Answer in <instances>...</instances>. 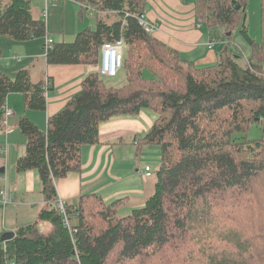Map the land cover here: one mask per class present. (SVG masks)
Segmentation results:
<instances>
[{"label":"trees","instance_id":"obj_1","mask_svg":"<svg viewBox=\"0 0 264 264\" xmlns=\"http://www.w3.org/2000/svg\"><path fill=\"white\" fill-rule=\"evenodd\" d=\"M77 1L95 11L97 26L73 43H54L47 64L99 65L103 45L123 38L122 68L115 78L88 74L64 109L49 117L47 131L27 117L20 120L26 152L16 170L38 171L45 202L35 222L0 243V264H264V219L251 217L253 204L264 197L258 190L264 138L246 135L254 124L264 131V47L249 34L248 0H196L198 19L213 40L216 27L227 38L240 23L253 51L247 61L218 39L224 48L216 50L218 63L207 68L182 59L146 31L140 23L146 0ZM46 36V21L36 15L32 0H0V37L27 42ZM47 78L34 81L31 69L10 77L0 69V131L12 94L24 97L26 110L47 111L46 92L52 90ZM146 109L157 119L137 145L158 146L162 161L145 205L120 217L126 198L106 203L99 194L84 195L65 206L67 225L56 181L81 172L82 148L100 143L103 123ZM41 223L51 230L40 233Z\"/></svg>","mask_w":264,"mask_h":264},{"label":"crops","instance_id":"obj_2","mask_svg":"<svg viewBox=\"0 0 264 264\" xmlns=\"http://www.w3.org/2000/svg\"><path fill=\"white\" fill-rule=\"evenodd\" d=\"M32 5L36 15L45 19L48 36L27 42L0 37V48L3 50L0 69L10 77H14L22 69H31L34 81L43 76L51 78L52 90L47 94L46 112L26 110L21 94L9 96L6 107L14 115L8 119V128L0 131L3 136L0 145L14 140L24 142V137L18 135V125L23 117L47 131L49 117L64 109L70 99L81 90L82 81L88 74L98 71V65H48L44 49L47 37L52 38L54 43L72 41L83 30L93 29L97 26L95 11L85 10L84 5L77 0H60L58 3L32 0ZM89 14H93L96 19L89 17ZM142 19L154 27L152 35L176 50L182 59L193 62L198 68L212 67L218 63L217 42L198 19L196 0H146ZM213 42L214 46L211 47ZM122 83L119 81V84ZM156 119L157 115L146 109L136 116H118L103 123L100 128V143L82 148L81 172L70 173L66 178L56 181L59 202L65 206L76 205L84 195L99 194L106 203L126 198L124 207L128 210L142 207L146 203L148 191L151 192L158 169L155 171L152 167L154 176L146 177L145 168L150 165L142 164L139 160L140 144L137 148L136 143L141 140L139 135L145 136L150 131ZM11 149L12 147L8 149L6 156L0 157V174L5 172L8 175V189L15 197L14 203L10 205L17 204L16 195H22L23 203L24 199L27 202L16 213L18 216L16 215L13 223L10 220L12 209L7 210V206L0 204L1 237L6 232H16L18 228L35 222L45 202L38 171L18 173L16 170L17 160L25 154L26 149L22 148L17 152ZM9 160L13 161L12 169ZM136 178L142 182L139 187L133 182ZM128 181H131L130 184ZM1 182L0 189L7 188ZM26 209L29 211L24 217L22 211Z\"/></svg>","mask_w":264,"mask_h":264},{"label":"rangeland","instance_id":"obj_3","mask_svg":"<svg viewBox=\"0 0 264 264\" xmlns=\"http://www.w3.org/2000/svg\"><path fill=\"white\" fill-rule=\"evenodd\" d=\"M89 15H90L89 17L93 16L94 19H96L93 14H89ZM247 16H248L247 17V23L249 25L250 36L253 39H255L258 43H263V47H264V41H262V38H261V0H248L247 1ZM239 24L240 23H238V27L231 33V36L227 37V38L224 36L223 29L221 27H218V28L216 27V29L214 30V33H215L214 35L216 37L215 42H217L216 50L220 46L219 40H222L223 43H226V45L228 46L231 53H233L234 55H237V53H239L244 59H246L247 61H251L253 59L252 47L244 39V37L241 33L242 28H241V25H239ZM94 28H96V26H94ZM71 40L72 41H65V42H73L75 39L74 40L71 39ZM262 73L264 75V64H263ZM145 76H147L148 78H151L152 74L150 72L149 73L145 72ZM119 80L114 79V80H112V83H118ZM1 133L2 132H0V140H2L1 142H3V136ZM18 133H19L18 135H22L21 132H18ZM246 135H247V138L249 140H260V139L264 138V131L260 126L254 124V125H251L249 132ZM143 136L144 135L141 134V135H139L138 138L143 139ZM5 145L8 146V149H10V147H12L14 152L20 151L22 148L26 149L25 138H24V142L14 140L12 143H9V142L5 143ZM137 146L138 145L136 143V147ZM137 148H135V149H137ZM138 155H139V160L142 161V164L150 165L151 167H153V169L155 171L161 165L162 155H161L160 149L156 145H149V146L143 145V146H141L140 151H138ZM259 158L264 159V153L263 154L259 153ZM12 167H13V161H10V168L12 169ZM0 175L2 177V180H0V182L2 181L1 184L6 185V187L8 189V187H9L8 186V175L5 172H4V174H0ZM136 176H138V175H136ZM128 182H129L128 184H130L131 181H128ZM133 182L136 183L137 187H139L142 183L141 180H138V178L134 179ZM124 184L126 185L127 182H125ZM258 190H262L264 192V180L259 185ZM16 196L18 198V200L16 201L17 204L9 205V206H7L8 208L6 207L7 210H9L10 208L12 209V211L10 212V220L12 223H13L16 215L18 216V214H16V213L23 207V204L25 202H27V199H24L25 202L23 203L22 195H16ZM12 207H15V208H12ZM142 207H138V208H142ZM90 209H91V212L93 211V213L95 212V210H97V208L94 206V204L90 207ZM132 210H128V208H126V206H125L124 208H121L119 210L118 216H120V217L121 216H127L132 212ZM28 211L29 210H27V209L22 211V215L24 214V217H25L26 213H28ZM90 216H91L90 218H92L93 221L95 219H97V217H95V215H93V214ZM251 217L256 219V220L264 219V197H262L260 200H258V202L256 204H253V212L251 214ZM33 221H35V220H33ZM33 221H31V222H33ZM0 222L2 223V213L0 214ZM46 225H48V227ZM49 231H50V224H48V223H41L40 224V226H39V232L40 233H48ZM115 257L112 259V261L115 260ZM151 264H173V263H169V261H165L164 263L163 262L159 263V261H154Z\"/></svg>","mask_w":264,"mask_h":264},{"label":"built area","instance_id":"obj_4","mask_svg":"<svg viewBox=\"0 0 264 264\" xmlns=\"http://www.w3.org/2000/svg\"><path fill=\"white\" fill-rule=\"evenodd\" d=\"M54 3L59 2L60 0H48ZM141 25L146 29V31L150 34L154 32V27H151L150 25L146 24L143 19L140 20ZM54 41L52 38L47 37L46 43H45V51L46 54L48 51L53 47ZM211 47L214 46V44H210ZM124 48H125V41L123 38L120 40L114 42V43H106L102 47V53H101V61L98 65V71L101 73V75L105 78H115L119 71L122 68L123 64V57H124ZM48 94V90L46 92ZM14 115L13 111L9 109L8 107L5 108V118L3 120V127L4 129L8 128V119L11 118ZM11 131H8L10 133ZM8 151V147L6 145H0V157L6 156ZM146 177L151 178L154 176V172L152 171L151 167L145 168ZM14 195L11 191H9L7 188L0 189V204L5 206H8L12 203H14ZM58 208L62 211V213L65 216L66 223L68 225V219L66 216L65 211V205L62 202L58 203ZM5 264H15L14 262H7Z\"/></svg>","mask_w":264,"mask_h":264},{"label":"water","instance_id":"obj_5","mask_svg":"<svg viewBox=\"0 0 264 264\" xmlns=\"http://www.w3.org/2000/svg\"><path fill=\"white\" fill-rule=\"evenodd\" d=\"M233 7L237 11L241 9V6L239 5V3L237 1L233 2ZM228 35H231V34L229 33ZM223 48H224V45H220L217 49V53L219 54ZM3 172H4V169L1 170V173H3ZM15 237H16V232H14V231L6 232L0 238V243H7V242L11 241L12 239H14Z\"/></svg>","mask_w":264,"mask_h":264}]
</instances>
